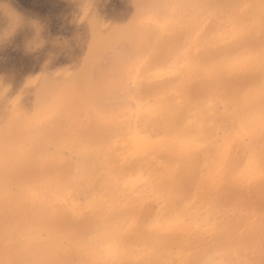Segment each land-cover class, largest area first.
I'll return each instance as SVG.
<instances>
[{
    "label": "bare ground",
    "instance_id": "obj_1",
    "mask_svg": "<svg viewBox=\"0 0 264 264\" xmlns=\"http://www.w3.org/2000/svg\"><path fill=\"white\" fill-rule=\"evenodd\" d=\"M200 14L206 16V22L213 21L217 31L213 36L198 35L193 52L188 50L178 63L171 61L175 81L168 93L156 95L153 105L141 103L134 111L124 110L125 141L115 147L107 170L103 171L91 153H82L86 150L72 151L81 158L79 172L75 171L77 194H56L53 202L62 203L58 217L62 221L65 216L74 217L79 209L83 226L69 229L12 219L7 228L0 229V240L4 246H16L20 253L14 259L9 252L0 255V264L15 260L19 264L97 260L110 264H202L213 260L264 264V0H178L163 19L167 28L162 30H176L181 17L197 20ZM4 190L0 184V192Z\"/></svg>",
    "mask_w": 264,
    "mask_h": 264
},
{
    "label": "rangeland",
    "instance_id": "obj_2",
    "mask_svg": "<svg viewBox=\"0 0 264 264\" xmlns=\"http://www.w3.org/2000/svg\"><path fill=\"white\" fill-rule=\"evenodd\" d=\"M168 1L0 0V158L3 157L0 159V181L4 180V183L0 182V184L5 187V190L0 192L2 195L0 199L4 198L0 200L1 231L9 226L12 219L13 221L23 219L30 222L32 220V224L52 227L60 224L69 229L83 226L80 225L83 224V215H80L79 209L76 210L74 217L67 218L65 216L62 221L58 218L59 212L62 211V203L53 202L54 196L61 194L60 196L70 195L73 197L75 193L77 194L75 189L76 172H79V160L81 159L76 154L78 150L80 149L78 153L85 150L86 152L82 153H91L90 155L101 163L103 171H106L115 147L122 145L125 141L124 110L128 108L134 111L136 106L141 103L153 105L157 99L156 95L168 93L175 81L172 75L175 71L174 64L180 62L183 54H187L188 50L197 45L198 35L213 36L218 29L213 21L206 22V16L200 14L197 20L181 17V23L179 22L176 30H162L167 28L163 19L167 18L168 13L178 0ZM135 2L138 3L135 4ZM126 16L128 17L126 18ZM199 30L200 32H198ZM175 33L179 35L177 34V36ZM195 36L197 39H194ZM168 50L170 51L168 52ZM99 57L101 60H97ZM93 59L95 65L94 62L92 63ZM171 61H174V64ZM172 80L173 82H171ZM25 85L29 87L26 88ZM139 87L142 89H137ZM96 93H99L100 96ZM39 94L42 95L39 96ZM44 104L45 106H42ZM50 105H53L52 108L54 107L51 110ZM44 108L45 110L47 108V111ZM74 121L77 122L74 123ZM78 124L80 126H77ZM80 142L84 144H79ZM44 143L45 145H43ZM55 143L57 145H52ZM41 147L44 148L40 149ZM72 151L76 153L74 154ZM35 154L38 155L36 158H34ZM62 160L65 161V164ZM70 162L71 164H68ZM12 163L16 165L14 166ZM64 170L66 171L64 172ZM19 176L21 178H18ZM5 178L6 181L8 180L7 182H5ZM31 182L36 184L32 185ZM17 190L21 191V195ZM20 199H23V202ZM9 200L11 202L8 203L12 206L6 203ZM19 200L20 202H18ZM28 202L30 203L27 204ZM2 207L6 208L2 209ZM8 207L11 209L9 212H7ZM33 207H37L36 210ZM47 208H51V210L49 211ZM58 208H60L59 211H57ZM33 213H36V216ZM28 217L29 219H27ZM4 245L0 240V255L9 252L14 259L18 256L17 253H20V249L16 246L6 245V247ZM13 264L19 263L15 260Z\"/></svg>",
    "mask_w": 264,
    "mask_h": 264
},
{
    "label": "clouds",
    "instance_id": "obj_3",
    "mask_svg": "<svg viewBox=\"0 0 264 264\" xmlns=\"http://www.w3.org/2000/svg\"><path fill=\"white\" fill-rule=\"evenodd\" d=\"M85 264H110L108 260H97V261H89L85 262ZM202 264H230L227 260H213V261H205Z\"/></svg>",
    "mask_w": 264,
    "mask_h": 264
}]
</instances>
